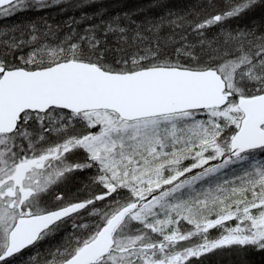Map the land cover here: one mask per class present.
Listing matches in <instances>:
<instances>
[{
	"label": "rangeland",
	"instance_id": "obj_1",
	"mask_svg": "<svg viewBox=\"0 0 264 264\" xmlns=\"http://www.w3.org/2000/svg\"><path fill=\"white\" fill-rule=\"evenodd\" d=\"M85 1L97 0H18L0 8V51L8 55L10 48L16 50L12 55L30 69L76 60L83 49H92L99 36L120 27H106L99 22L88 27L74 18L70 28L65 27L69 19L62 27L29 37L25 34L30 30L18 31L12 14L26 8H45L50 3L62 4L57 10L63 11L64 6L76 8L78 2ZM60 31L61 34H55ZM144 59L149 60L136 56L128 63L140 69L144 67L138 63ZM233 64L223 60L216 69L229 96L220 108L134 120L121 119L103 109L72 113L50 108L23 113L13 132L0 134V253L17 216L88 199L82 211L63 225L44 232L40 243L29 248L22 255L26 259L17 264L34 263L32 256L47 257L36 264L59 261L76 245V233L86 232L85 236L91 239L120 207L154 190L160 192L124 217L114 232L117 244L98 264H121L116 258L124 256L127 258L122 263L128 264L133 259L128 257L134 254L129 248L128 253L119 257L120 251L131 246L136 238H141L143 244L161 246L141 251L142 256L133 259L132 264L180 260L182 264L186 258L198 257L216 246L264 245L263 199L244 203L239 209H230L213 219L201 211L208 202L219 201V195L210 196L217 195L219 191L213 193L215 190L227 189L231 195L239 189L236 193L243 195L264 181V163L259 158L264 148L234 157L228 155L230 138L243 116L237 97L264 92V56L240 67ZM201 165L203 170L180 178L185 170ZM173 181L177 182L164 190L165 182ZM62 230L64 246L47 247V256L45 246L41 248L45 255L40 256L38 249L48 244L45 240ZM227 249L217 248L207 257L226 258V254L239 252L235 246ZM109 258L115 259L111 262Z\"/></svg>",
	"mask_w": 264,
	"mask_h": 264
},
{
	"label": "trees",
	"instance_id": "obj_2",
	"mask_svg": "<svg viewBox=\"0 0 264 264\" xmlns=\"http://www.w3.org/2000/svg\"><path fill=\"white\" fill-rule=\"evenodd\" d=\"M47 5H44L45 8H26L18 11L15 15L12 14V20L18 25V31L24 32L28 29L30 33L25 35L29 37L38 36V33L39 35L43 34L44 31H49L51 28L62 27L64 21L69 19L68 25L64 26L70 28L69 26L73 24L74 18L79 19L80 22H85V26L88 27L93 23L98 24V22L106 27H120V29H111L99 36L92 49H85V51L83 49L80 52V54L83 53L81 57L76 59L95 63L99 67L112 72L138 69V67L128 63L136 56L149 59L140 61L138 63L139 67L177 66L189 69H217L219 63L223 60H225V63H234L233 65L240 67L244 64L253 63L264 56V0H97L92 3L78 2L76 8L64 6L63 11L62 8L57 10V8L62 7V4L50 3ZM55 34H61V31ZM81 44L85 45L84 42ZM9 50L7 53L11 57L4 55L2 53L4 50L0 51L3 66L5 68L23 67L20 65V61L15 58V55H12L17 51L11 50V48ZM124 63L126 66H124ZM30 68L32 67H26V69ZM21 118L22 115L18 119V124ZM259 158L260 162L264 163V154L260 155ZM203 168L204 165H201L197 168L193 167L185 170L180 178L194 175ZM176 182H165L162 187H164V190L171 188ZM238 190L232 191L231 195L227 189L225 192L213 190V193L219 192H216L217 195L210 196L218 197L219 195V201L208 202L201 210L202 215L207 214L209 219H213L217 215L224 216L225 213L230 212L228 211L230 209L232 211L239 209L244 203H252L258 201L259 198L264 200V181L259 183L254 190L244 191V196L242 193L237 194ZM156 192L159 193L160 191L154 190L155 195ZM247 194L250 196H247ZM79 200L85 203L88 202V199L80 198ZM69 218L59 221L51 228L63 225ZM119 225L115 232L118 231ZM50 229L47 231H52ZM63 231L55 233L54 237L45 240L48 244H43L38 249L40 256L41 254L45 255V253L46 256L50 255L47 247L60 248L64 246L60 237L64 235ZM85 234L86 232L83 234L76 233V245H72L64 258H59V261H54L51 264H58L63 261L79 246L88 241L90 238L88 239ZM40 238L36 243L38 241L40 243ZM114 240L116 245L118 241L116 233H114ZM132 241L131 246L121 249L119 257L128 253L130 248V252L134 255H130L128 258H140L142 256L141 251L148 248H160L161 246L160 244H143L141 238ZM32 246L6 260L0 261V264L5 262L7 264L11 262V264L19 263L20 260L26 259L22 255ZM232 246H235L239 252L232 255L226 254V258L207 257L217 248L229 249ZM232 246H216L208 251L201 252L198 257L186 258L182 264H264L263 244L246 243L239 245L232 243ZM41 248H44L45 253ZM125 258L127 256L116 259L124 264L122 260ZM30 259L35 262L29 264H36L39 260H46L47 257L33 258L32 256ZM104 259L102 258L94 264H98ZM109 259L112 262L115 258ZM133 259H130L128 264H132ZM180 262L181 260L176 262L166 261L165 264H181ZM42 264L45 263L42 262Z\"/></svg>",
	"mask_w": 264,
	"mask_h": 264
},
{
	"label": "water",
	"instance_id": "obj_3",
	"mask_svg": "<svg viewBox=\"0 0 264 264\" xmlns=\"http://www.w3.org/2000/svg\"><path fill=\"white\" fill-rule=\"evenodd\" d=\"M15 1L0 0V8ZM225 86L213 68L149 66L112 72L80 60L59 61L31 70L4 68L0 64V134L13 132L23 113L50 108L69 112L103 109L124 120L220 108L228 100ZM237 106L243 116L229 141L231 157L264 147V92L238 96ZM152 196L153 193L120 207L90 240L58 264H94L104 257L114 245V230L125 215ZM84 207V201L79 200L18 216L7 233L0 261L33 245L44 231Z\"/></svg>",
	"mask_w": 264,
	"mask_h": 264
},
{
	"label": "bare ground",
	"instance_id": "obj_4",
	"mask_svg": "<svg viewBox=\"0 0 264 264\" xmlns=\"http://www.w3.org/2000/svg\"><path fill=\"white\" fill-rule=\"evenodd\" d=\"M232 6H233V4H232ZM262 31V30H261ZM264 33V32H263ZM264 35V34H263Z\"/></svg>",
	"mask_w": 264,
	"mask_h": 264
}]
</instances>
